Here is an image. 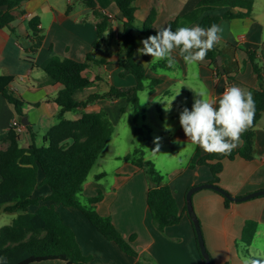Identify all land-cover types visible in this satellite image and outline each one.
Listing matches in <instances>:
<instances>
[{
    "label": "crops",
    "instance_id": "crops-1",
    "mask_svg": "<svg viewBox=\"0 0 264 264\" xmlns=\"http://www.w3.org/2000/svg\"><path fill=\"white\" fill-rule=\"evenodd\" d=\"M95 1L99 11L112 17L110 34L107 33L105 40L96 48L94 43L98 37V18L92 10L83 6L80 0H21L12 9L16 17L11 22L14 31L8 26L0 28V75L14 77L9 85L10 90L22 99V112L34 133L32 137L27 128L21 130V138L26 132L24 146L33 141L40 144L42 136L60 119V106L55 97L63 85L52 81L41 67L49 58L55 56L85 61L91 53L92 60L84 70V75L95 79V83L75 93L79 100L97 92L98 87L102 89L99 93H103L108 91L110 86L127 87L135 84L132 74H121L123 68L119 58L123 46L118 38L123 29L119 19L121 12L114 0ZM200 1L135 0L136 21L138 24L143 22L150 9L154 8V27L161 29L176 16L192 10ZM2 8L6 9L5 6ZM237 9L223 6L211 14L222 15ZM33 16L40 19L44 40L34 55V63H31L25 47L30 35L29 19ZM217 25L222 27L223 32L222 39L217 44L220 53L214 63L206 57L200 63H186L174 53V64L158 67L156 70L147 69L146 87L139 91L140 102L145 101L142 106L155 109L157 114L150 127L151 134L155 131L161 137L163 144L158 152L165 150L163 153H167L169 158L164 164H159L158 168L165 171L168 177L164 181L169 183L174 192L182 212L180 221L164 230H159L153 224L147 204L148 181L144 169L124 158L138 148L135 142H132L125 152L108 150L107 143L89 172L80 195L87 199L100 196L94 204L95 209L101 215L110 217L125 238L134 236L132 246L139 252V256L125 252L114 241L105 238L79 210L56 206L65 222L74 229L83 253L91 255L94 264H205L197 249V236L187 211L186 194L195 185L212 183V174L207 165L194 168L188 166L194 152L199 151L202 155L206 153L199 147L193 150L194 146L187 142L179 125V113L184 107L191 109L195 93L216 99L228 85L238 86L249 92L252 88H260L253 62L246 51H255V61L263 65L264 70V0H254L250 16L223 18ZM193 26H196V23L188 27ZM143 39L145 38L140 36L137 48L142 47L140 41ZM141 57L142 55L135 51L136 61L140 62ZM159 62H151L150 65L158 66ZM151 78H158L159 81L149 87ZM179 91L180 94L171 103L173 96ZM126 103L128 101L123 97L99 98L85 107L77 108L79 111L74 113V118L83 111L100 109L106 110L108 115L111 110L115 117L117 111ZM165 108L169 110L165 111ZM67 112L64 116L70 118L67 117ZM18 118L14 106L0 93V141L8 134L12 121ZM166 125L173 130L166 131ZM254 130L253 158L246 160L236 156L233 159H225L219 183H216L235 196L264 189V110ZM153 146L154 140L151 146H145L147 151L144 154L147 157L156 153L151 151ZM174 157H182L180 163L168 166L166 162ZM156 161L158 164L157 159ZM165 164L167 166L164 168L160 166ZM49 192V186H39L34 191V196L46 195ZM192 203L213 264H242L243 258L246 257L244 250L248 254L255 248L264 253V194L232 201L226 206L224 197L216 190L201 188L192 194ZM31 208L33 210L36 206ZM18 213L0 210V214L11 215L3 225L12 223ZM248 220L257 223V230L250 244L242 241V231ZM31 264L65 263L51 260Z\"/></svg>",
    "mask_w": 264,
    "mask_h": 264
},
{
    "label": "trees",
    "instance_id": "trees-1",
    "mask_svg": "<svg viewBox=\"0 0 264 264\" xmlns=\"http://www.w3.org/2000/svg\"><path fill=\"white\" fill-rule=\"evenodd\" d=\"M20 1L0 0V28L8 26L14 31L11 22L16 17L12 9ZM114 1L121 12L122 16L119 19L123 24L118 36L123 46L119 58L123 68L121 74H132L135 84L127 87L110 86L106 92H94L86 99L79 100L75 93L95 83V79L84 75V70L92 60L91 53L87 55L85 61L53 56L41 65L52 81L63 85L55 97L56 103L60 106V119L42 136L40 144L33 141L28 146H21L19 143L21 131L12 125L8 134L0 141V210L19 212L12 223L0 227V264H31L49 260H60L65 264H94L92 256L83 253L74 229L65 222L56 209L57 205L79 210L105 238L114 241L125 252L139 256V252L132 246L134 236L125 238L110 217L101 215L95 209L94 204L100 196L89 198L90 206L82 203L79 197L89 172L112 136L113 128L108 112L100 109L83 111L75 118L64 116L65 112L85 107L99 98L120 97L127 99L138 113L143 115L145 109L141 105L139 91L146 87L147 69L156 70L158 67L169 65L166 61H160L158 66L150 65L152 58L149 55H142L140 62L134 58L140 36L146 39L159 30L154 27L156 10L151 8L145 20L138 24L135 0ZM80 3L92 10L98 18L96 23L98 37L94 43L96 48L105 40L106 34H110L112 17L99 11L95 0H80ZM253 4L254 0H201L192 10L172 19L166 27L170 26L175 31L178 27H188L196 23L207 28L212 24H218L223 18L250 16ZM3 6L6 9H3ZM223 6L238 9L229 10L222 15L211 14L212 11ZM29 27L30 35L25 49L28 60L34 63V55L44 40V32L40 27L38 16L29 19ZM218 53L220 49L215 45L207 52L206 58L214 63ZM246 53L253 62L254 71L261 84L260 88L250 90L255 101L252 126L242 134L241 145L231 154L202 155L196 151L188 164L190 168L207 165L214 184L219 183L225 159H233L236 156L246 160L253 158L254 128L264 110V70L263 65L255 61L254 50H247ZM13 80L14 77L11 75H0V93L4 94L14 106L19 118H23L22 99L9 87ZM158 81V78H151L149 87ZM19 118L18 120L22 122ZM23 128H27L31 136H34L29 124H23ZM144 128V144L151 146L153 144L151 129L147 125H144ZM136 131L142 132L140 128H136ZM124 158L130 159L144 169L148 181L149 214L156 228L164 230L168 226L177 224L182 212L179 210L172 188L167 181H164V173L153 160L145 157L143 149L136 148ZM43 185L49 186L50 192L46 195L34 196V191ZM220 194L225 199V205L228 206L232 201ZM32 206L36 208L32 210ZM190 220L194 226L191 218ZM256 230L255 221H246L242 231V241L250 244ZM196 243L198 252L203 258L197 240ZM209 256L213 264L212 256L210 254Z\"/></svg>",
    "mask_w": 264,
    "mask_h": 264
},
{
    "label": "clouds",
    "instance_id": "clouds-1",
    "mask_svg": "<svg viewBox=\"0 0 264 264\" xmlns=\"http://www.w3.org/2000/svg\"><path fill=\"white\" fill-rule=\"evenodd\" d=\"M222 32V27L217 24L207 28L199 25L178 27L175 31L170 26L163 27L156 30L155 35L141 40L142 47L136 51L151 56L152 63L166 61L172 65L176 61L174 53L186 63H200L221 41ZM179 94L180 91L173 96L171 103ZM254 115L255 101L251 92L231 86L216 99L195 93L191 109L184 107L180 111L179 125L187 142L194 146L193 150L199 147L206 154L229 155L241 143L242 134L252 126ZM165 130L173 129L166 125ZM154 144L156 147L152 151L158 152L159 137ZM242 264H264V256L244 257Z\"/></svg>",
    "mask_w": 264,
    "mask_h": 264
},
{
    "label": "rangeland",
    "instance_id": "rangeland-1",
    "mask_svg": "<svg viewBox=\"0 0 264 264\" xmlns=\"http://www.w3.org/2000/svg\"><path fill=\"white\" fill-rule=\"evenodd\" d=\"M104 85L106 86V83H104ZM101 90H102L101 87L97 88V92H100ZM141 105H144V103L141 102ZM143 107L145 108V112L143 115L138 113V110L129 102L126 103L125 105H122L121 109L117 111L115 117H113L112 111L111 110L109 111L110 113L109 119L112 124L113 133L108 142V146H107L108 150L114 149L117 151L125 152L126 148H130L132 142H135L138 149H143L144 152L147 151V148L145 147L147 145L144 144V133H145L144 125H148L149 127H151V124H153V120H156L157 114L155 113V109H150L145 106ZM76 111H79V110L73 109L67 112V117L74 118V113ZM136 128H140L142 132H137ZM25 134L26 132H24L20 140V144L23 146L26 145ZM151 136L153 137V140H156V138L159 137V135L155 133V131H152ZM159 144L160 145L163 144L161 137H159ZM155 147L156 145L154 144L152 150ZM152 152H156V151H152ZM163 152H165V150ZM163 152H156L152 154L151 157H147L146 154L144 155L148 159L153 160L156 166L158 167L159 164H164L163 162L169 159L167 156L168 154L163 153ZM155 158L158 160V164ZM181 158L182 157H176V158L174 157L173 159H170L168 162H166V164L172 167L173 165L179 164ZM166 164L160 165V166L164 168L165 166H167ZM162 172L164 173L165 171H162ZM167 178L168 177L166 173H164V179H167ZM79 197L82 203H84L86 206H90V201H88L87 198H83L82 195L80 194H79ZM62 209H65V208H62ZM10 216L11 215L9 214H0V225H3L5 220H8V217ZM243 254H245L246 257L251 256V255L252 256H257V255L264 256L263 252H260L255 248L252 251H249L248 254L244 250ZM36 263H41V262H36Z\"/></svg>",
    "mask_w": 264,
    "mask_h": 264
},
{
    "label": "water",
    "instance_id": "water-1",
    "mask_svg": "<svg viewBox=\"0 0 264 264\" xmlns=\"http://www.w3.org/2000/svg\"><path fill=\"white\" fill-rule=\"evenodd\" d=\"M220 69L223 71V68L220 67ZM22 123L25 125L28 123L26 117H24L22 119ZM201 188H212L216 191H219L220 193H222L225 197H227L231 201H241V200H245V199L257 196V195L264 194V189L254 191V192L248 193L246 195H242V196H235L217 184L204 183V184H200V185H195L187 191V194H186L187 211H188V214H189V216L192 219L193 224H194V229H195L196 236H197L198 246H199L200 252H201V254L205 260V264H211L210 256H209V253L206 249V245H205L204 238L202 235V230H201V226L199 223V219L196 216V214L194 213V208H193V203H192V194L196 190H199ZM79 264H82V263H79Z\"/></svg>",
    "mask_w": 264,
    "mask_h": 264
},
{
    "label": "built area",
    "instance_id": "built-area-1",
    "mask_svg": "<svg viewBox=\"0 0 264 264\" xmlns=\"http://www.w3.org/2000/svg\"><path fill=\"white\" fill-rule=\"evenodd\" d=\"M228 87H229V85L226 86V88H228ZM12 126H15L17 128V130H19V131H21L23 129V123L18 119H14L12 121Z\"/></svg>",
    "mask_w": 264,
    "mask_h": 264
}]
</instances>
